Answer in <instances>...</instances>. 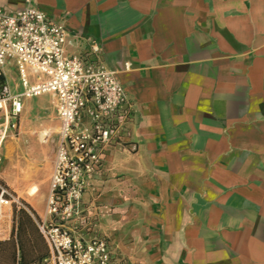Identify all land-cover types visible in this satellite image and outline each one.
<instances>
[{
  "label": "crops",
  "instance_id": "crops-1",
  "mask_svg": "<svg viewBox=\"0 0 264 264\" xmlns=\"http://www.w3.org/2000/svg\"><path fill=\"white\" fill-rule=\"evenodd\" d=\"M33 2L64 24L68 53L90 57L95 41L130 104L127 143L96 174L111 203L82 194L112 252L124 264H264V0ZM48 95L40 110L55 119L33 129L59 126Z\"/></svg>",
  "mask_w": 264,
  "mask_h": 264
},
{
  "label": "built area",
  "instance_id": "built-area-1",
  "mask_svg": "<svg viewBox=\"0 0 264 264\" xmlns=\"http://www.w3.org/2000/svg\"><path fill=\"white\" fill-rule=\"evenodd\" d=\"M67 37L64 24L33 0L14 9L0 5V75L5 78L0 88V143L17 129L21 98L50 94L59 126L49 189L37 221L47 252L37 264H124L85 212L82 194L87 179L83 173L90 174L101 163L104 149L127 143L130 104L117 70L101 60L95 41L87 39L89 57L86 52L68 53ZM6 74L16 77L17 91ZM13 206L24 207L0 183V225Z\"/></svg>",
  "mask_w": 264,
  "mask_h": 264
},
{
  "label": "rangeland",
  "instance_id": "rangeland-1",
  "mask_svg": "<svg viewBox=\"0 0 264 264\" xmlns=\"http://www.w3.org/2000/svg\"><path fill=\"white\" fill-rule=\"evenodd\" d=\"M6 79L10 86L17 82L16 77L14 76L12 80L9 74H6ZM49 97L47 93H40L36 96L21 98L23 111L20 116L24 117L20 125V134L13 138H7L5 141V146L9 149L8 152L6 148L4 149L3 162L0 168L1 183L6 185L4 176H7L25 189L35 187V194L39 196V199L35 197V205H32L35 207L34 209L19 197L18 199L24 205L22 211H17L14 208H12L11 213L6 211V216L3 218V224H6V226L3 225L0 232V241L3 242L0 249V264H16L19 255L23 256L27 264L35 263L46 251L45 243L37 230V221L43 213V202L41 200L46 198L49 189L50 176L56 156L57 137H53L50 144H48V139L43 142L39 140L38 132L42 130L49 133L55 132L56 125L49 128L33 129L31 120L35 124H39V122H45L49 116L55 119L54 109L49 112L48 116L45 113L46 111L40 110V108H46L47 110L51 108ZM34 133L36 134V140L34 139ZM22 145L25 146L24 149H21ZM110 147H106L103 154L110 150ZM100 164L96 165L90 174L83 173L87 178L83 191L91 193V198L95 200L96 206L103 201V196H105L102 191L103 184H99L96 180ZM26 171H30V178L23 180V174ZM109 178H111V175ZM12 193L16 196L14 192ZM105 198V202L111 203V195L105 196ZM18 245L21 247L20 251Z\"/></svg>",
  "mask_w": 264,
  "mask_h": 264
},
{
  "label": "bare ground",
  "instance_id": "bare-ground-1",
  "mask_svg": "<svg viewBox=\"0 0 264 264\" xmlns=\"http://www.w3.org/2000/svg\"><path fill=\"white\" fill-rule=\"evenodd\" d=\"M58 130V126H56V131ZM50 135L48 131L42 130L38 132V138L40 141H46L47 136ZM30 171H26L23 174V180H28L30 178ZM5 177V181L7 184L12 187L13 191L16 193L18 197L21 199H24L26 202H28L31 205H35V192L36 188L32 187L31 189H25L23 188L19 183L15 182L14 180L8 178L7 176Z\"/></svg>",
  "mask_w": 264,
  "mask_h": 264
},
{
  "label": "trees",
  "instance_id": "trees-1",
  "mask_svg": "<svg viewBox=\"0 0 264 264\" xmlns=\"http://www.w3.org/2000/svg\"><path fill=\"white\" fill-rule=\"evenodd\" d=\"M4 83H5V78H4L2 75H0V88L3 86ZM0 183H1V181H0ZM2 184H3V183H2ZM13 208H14V209H17V211H22V208H21V207L16 208V207L13 206ZM2 244H3V242L0 241V249H1ZM45 247H46V245H45ZM20 248H21L20 245H18V249H19V251H20ZM46 252H47V249H46L45 253H44L43 255H41L40 258H39L35 263H31V264H37L38 262H40L41 259H42L43 257H45ZM16 264H27V263H26L25 260L23 259V256L19 255V258H18Z\"/></svg>",
  "mask_w": 264,
  "mask_h": 264
}]
</instances>
